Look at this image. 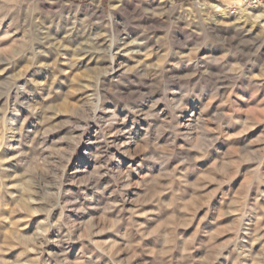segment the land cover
Segmentation results:
<instances>
[{"label": "clouds", "instance_id": "1", "mask_svg": "<svg viewBox=\"0 0 264 264\" xmlns=\"http://www.w3.org/2000/svg\"><path fill=\"white\" fill-rule=\"evenodd\" d=\"M0 264H264V0H0Z\"/></svg>", "mask_w": 264, "mask_h": 264}]
</instances>
